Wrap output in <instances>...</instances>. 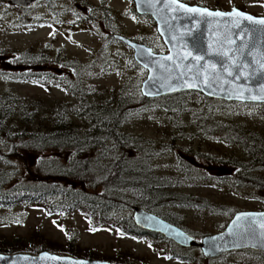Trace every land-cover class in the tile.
<instances>
[{
	"label": "trees",
	"instance_id": "1",
	"mask_svg": "<svg viewBox=\"0 0 264 264\" xmlns=\"http://www.w3.org/2000/svg\"><path fill=\"white\" fill-rule=\"evenodd\" d=\"M98 10L104 25L112 20L106 6H99ZM53 12L56 13L54 9ZM71 13L82 22L95 23V15L90 11L83 14L73 9ZM131 14L138 16L133 7ZM35 22L40 20L30 17V23ZM115 33L110 30L105 35L103 47L92 62L69 57L61 48L53 54L51 43L36 50L29 48L12 57L15 62L12 78L60 82L68 97L33 101L13 93H0V143L6 144L5 151L0 148V163L16 165L12 170L0 167V207L36 204L49 213L63 214L79 210L93 228L106 226L124 236L167 240L171 256L195 262L191 253L194 247L180 246L160 233L137 226L131 211H127L134 205L155 212L156 208L168 204L194 203L192 196L168 190V184L152 173L151 159L161 150L174 149L176 145L152 143L141 135L125 133L122 127L127 116L135 106L153 105L181 111L189 103L188 96H196L193 103L204 108L196 113L200 116L196 119V129L205 134H220L223 140L236 145L243 153L242 156L230 155L218 163L215 160L209 167L225 169L227 181L249 189L252 196L261 200H264V134L213 117V104L237 101L211 98L198 91L145 97L140 90V79L128 80L119 88L101 90L96 99H91L95 91L84 84L82 75L103 68L109 62L103 49L116 39ZM135 40L155 52L164 49L161 42L147 37ZM97 60L100 61L95 64ZM130 60L137 66L132 57ZM50 65L54 66V71ZM142 71L145 77L146 70ZM0 76H5L4 70L0 69ZM191 154H195V162L202 158L210 160L208 154L200 151ZM184 170L195 171L193 168ZM123 189L135 191L137 198L120 195ZM234 212V209L230 211ZM6 217L8 215L4 219ZM161 217L179 225L173 219ZM63 246L49 241L38 231L26 235H0V251L6 253L57 248L77 257L86 253L72 242ZM118 259L127 260L107 258L113 263Z\"/></svg>",
	"mask_w": 264,
	"mask_h": 264
},
{
	"label": "rangeland",
	"instance_id": "2",
	"mask_svg": "<svg viewBox=\"0 0 264 264\" xmlns=\"http://www.w3.org/2000/svg\"><path fill=\"white\" fill-rule=\"evenodd\" d=\"M183 1L221 10L236 6L251 14L264 16V0ZM101 5L106 6L112 18L106 25L98 10ZM132 7V0H44L29 6L25 12L22 11L24 8L11 4L9 0H0V69L5 71V76H0V93H13L33 101L68 97L60 82L21 80L10 76L15 65L13 56L29 48L40 49L46 43L52 44L53 54L61 48L69 57L92 62L103 47L105 35L112 30L133 39L147 37L161 42L164 49L159 52H166L153 19L147 18L148 15L133 16ZM73 9L83 14L92 12L95 23L82 22L71 13ZM114 16L116 18L113 19ZM30 17L40 22L30 23ZM103 52L109 62L103 68L82 75L84 84L95 91L91 99H96L101 90L119 88L128 80L143 81L146 77H143L142 69H145L142 66L132 64L130 57L133 58V50L122 41L112 40ZM50 68L54 71V66L50 65ZM188 97L189 103L181 111H169L153 105L146 108L135 106L122 128L125 133L141 135L152 143L176 145L174 149L161 150L151 159L152 173L168 184V190L188 194L194 198V203L168 204L156 208L155 212L173 219L199 241L204 235L222 230L236 211L264 210V200L252 196L249 189L227 181L225 169L209 167V163L215 160L218 163V160L227 159L230 155L242 156L243 153L236 145L223 140L220 134H205L196 129V119L200 118L196 113L204 111V108L193 103L196 96ZM212 115L218 121L242 125L264 134V103L237 101L213 104ZM5 147L6 144L0 143L2 151ZM197 151L208 154L210 160L202 158L200 162H195V154L191 153ZM0 167L12 170L16 165L0 163ZM120 195L137 198L136 192L131 189L121 190ZM232 209L234 213H230ZM6 215L8 217L4 219ZM0 221V235H26L38 231L49 241L63 247L72 242L85 249L86 253L81 256L84 258L114 260L122 257L127 260L118 259V262L131 264H264V252L249 249L205 259L201 257L200 249L194 248L191 253L195 262L181 260L169 254L171 246L167 240L124 236L106 226L93 228L86 215L79 210L68 214L49 213L36 204H18L9 208L0 207ZM49 250L64 253L60 248Z\"/></svg>",
	"mask_w": 264,
	"mask_h": 264
},
{
	"label": "water",
	"instance_id": "3",
	"mask_svg": "<svg viewBox=\"0 0 264 264\" xmlns=\"http://www.w3.org/2000/svg\"><path fill=\"white\" fill-rule=\"evenodd\" d=\"M41 1L9 0L11 4L24 9ZM132 2L137 14L148 15L153 19L156 31L167 49L166 52H155L133 38L120 33L114 35L133 50V59L147 71L140 86L143 96L159 97L181 91H198L226 101L264 103V25L236 15L207 16L203 10L233 13V9H236L254 19H264V16L251 14L236 6L221 10L182 0H176V3L172 0ZM181 4L184 7L179 12L175 11ZM187 8H199L202 11L191 13L186 11ZM202 17L208 23H204ZM237 21L239 27L235 26ZM196 56H203L204 59L197 61L194 59ZM220 61L227 63L228 71L222 69ZM212 64L216 65L215 69L210 67ZM208 83L211 87L207 86ZM187 84H195V87H187ZM131 213L137 226L160 233L183 247L199 246L205 258L237 250L264 252V210L236 211L222 230L204 235L199 241L183 227L140 205L132 206ZM0 264L111 263L105 259L74 257L42 250L38 253L0 252Z\"/></svg>",
	"mask_w": 264,
	"mask_h": 264
},
{
	"label": "snow or ice",
	"instance_id": "4",
	"mask_svg": "<svg viewBox=\"0 0 264 264\" xmlns=\"http://www.w3.org/2000/svg\"><path fill=\"white\" fill-rule=\"evenodd\" d=\"M173 3H176V0H172ZM184 5L181 4L179 8L174 9L175 11L179 12L181 8H183ZM187 12H191V13H197V12H201L202 10L199 8H187L186 9ZM204 13H206L207 16H217V17H224V16H231V15H236L239 17H244L246 20L248 21H252L255 24H260V25H264V19H254L253 17H251L250 15H247L245 13H242L236 9H233V13H223L220 11H208L207 9L203 10ZM195 17H192V19H194ZM202 19L204 20V23H208L207 19L205 17H202ZM236 27H239V21L236 22L235 24ZM253 31H255V29H253ZM189 55H191V53H189ZM168 59H171V57H168ZM195 60L199 61V60H203L204 57L203 56H196L194 57ZM221 63V67L223 70L228 71V67H227V63L225 61H220ZM233 63H235V61H233ZM201 67H203V65H201ZM210 67L212 69L216 68L215 64L210 65ZM264 67V66H262ZM232 73L229 71V75H231ZM237 78H239V76L237 75ZM206 82V81H205ZM187 87H195V84H187ZM208 87H211V84L208 83L207 85ZM237 219H239V217H237Z\"/></svg>",
	"mask_w": 264,
	"mask_h": 264
},
{
	"label": "flooded vegetation",
	"instance_id": "5",
	"mask_svg": "<svg viewBox=\"0 0 264 264\" xmlns=\"http://www.w3.org/2000/svg\"><path fill=\"white\" fill-rule=\"evenodd\" d=\"M116 34V33H115ZM114 34V35H115ZM187 231V230H186ZM191 234V233H190ZM192 235V234H191ZM195 238V237H194ZM196 239V238H195ZM197 240V239H196ZM198 241V240H197ZM194 248H198V249H200V247L199 246H194ZM43 250H48V251H50V252H52L51 250H49V249H43ZM40 251H42V250H40ZM40 251H38V252H40ZM0 252H3V251H0ZM21 252H27V251H21ZM38 252H30V253H38ZM200 252H201V249H200ZM232 252V251H231ZM260 252V251H259ZM4 253H6V252H4ZM15 253V252H14ZM54 253H56V252H54ZM202 253V252H201ZM227 253H229V252H227ZM63 254H67V253H63ZM67 255H70V254H67ZM73 256V255H72ZM75 257V256H74ZM84 258V257H83ZM214 258H217V257H213V258H210V259H214ZM91 259V258H90ZM209 259V258H208Z\"/></svg>",
	"mask_w": 264,
	"mask_h": 264
}]
</instances>
